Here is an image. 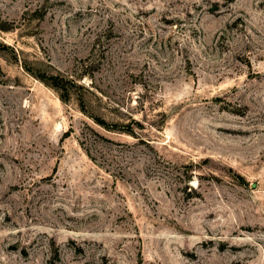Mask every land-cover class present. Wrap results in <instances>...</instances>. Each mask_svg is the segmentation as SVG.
<instances>
[{
  "label": "rangeland",
  "instance_id": "374dc122",
  "mask_svg": "<svg viewBox=\"0 0 264 264\" xmlns=\"http://www.w3.org/2000/svg\"><path fill=\"white\" fill-rule=\"evenodd\" d=\"M0 264H264V0H0Z\"/></svg>",
  "mask_w": 264,
  "mask_h": 264
},
{
  "label": "trees",
  "instance_id": "16d2710c",
  "mask_svg": "<svg viewBox=\"0 0 264 264\" xmlns=\"http://www.w3.org/2000/svg\"><path fill=\"white\" fill-rule=\"evenodd\" d=\"M35 76L39 80L44 82L45 84L49 85L51 88L61 92L59 94V97L61 98V100L65 101L66 99H68L66 84H67V82H72V80H67L65 77H62V76L60 77L58 75H53V74L46 75L45 73H40V72L35 74ZM96 122L106 129L114 128V129L120 130V131H126V132L131 131V129L122 128L124 126H118L117 124L110 126L104 119H101V118H96ZM124 129H127V130H124Z\"/></svg>",
  "mask_w": 264,
  "mask_h": 264
}]
</instances>
